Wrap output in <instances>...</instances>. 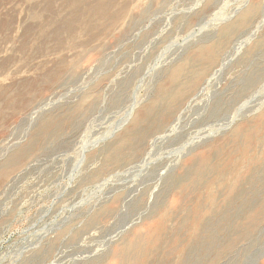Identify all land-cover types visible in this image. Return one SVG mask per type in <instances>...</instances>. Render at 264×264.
<instances>
[{"label":"rangeland","instance_id":"obj_1","mask_svg":"<svg viewBox=\"0 0 264 264\" xmlns=\"http://www.w3.org/2000/svg\"><path fill=\"white\" fill-rule=\"evenodd\" d=\"M61 4L0 0V264H264V0Z\"/></svg>","mask_w":264,"mask_h":264},{"label":"bare ground","instance_id":"obj_2","mask_svg":"<svg viewBox=\"0 0 264 264\" xmlns=\"http://www.w3.org/2000/svg\"><path fill=\"white\" fill-rule=\"evenodd\" d=\"M62 2L61 7L49 8L44 6V10H52L54 17H58L59 21L57 24L60 27H54L56 32L59 29H63L67 34H69L66 39L72 41H78L81 38L88 37V46L98 39V35L95 33L100 27H95L100 19H110V6L113 0H60ZM100 2V4H99ZM66 11V15H60L57 11ZM40 17V16H39ZM56 22V21H55ZM93 22V23H92ZM56 24V23H55ZM64 27H61L63 26ZM69 26V27H68ZM94 26V27H90ZM78 28V29H75ZM46 30L40 31L37 36L39 40H53L55 36L52 34V29L50 27ZM106 30V28H104ZM77 31V34L74 33ZM49 48V47H47ZM57 49V48H56ZM55 49V50H56ZM142 139L144 137H139L136 139L138 147H141ZM136 149V148H135ZM138 150V149H136ZM135 150V151H136Z\"/></svg>","mask_w":264,"mask_h":264}]
</instances>
